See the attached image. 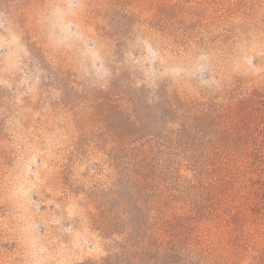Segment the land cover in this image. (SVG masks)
<instances>
[{
    "label": "rangeland",
    "instance_id": "rangeland-1",
    "mask_svg": "<svg viewBox=\"0 0 264 264\" xmlns=\"http://www.w3.org/2000/svg\"><path fill=\"white\" fill-rule=\"evenodd\" d=\"M263 87L264 0H0V264H264Z\"/></svg>",
    "mask_w": 264,
    "mask_h": 264
},
{
    "label": "trees",
    "instance_id": "trees-1",
    "mask_svg": "<svg viewBox=\"0 0 264 264\" xmlns=\"http://www.w3.org/2000/svg\"><path fill=\"white\" fill-rule=\"evenodd\" d=\"M253 102L255 136L250 145L252 149L248 153L252 176L249 187L257 208L264 214V87L262 92L254 95Z\"/></svg>",
    "mask_w": 264,
    "mask_h": 264
}]
</instances>
